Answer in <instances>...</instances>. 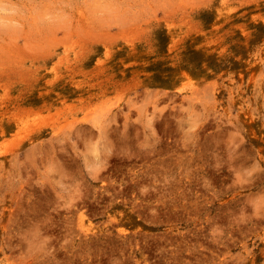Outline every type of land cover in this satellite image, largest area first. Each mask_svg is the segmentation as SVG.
<instances>
[{"label": "rangeland", "instance_id": "rangeland-1", "mask_svg": "<svg viewBox=\"0 0 264 264\" xmlns=\"http://www.w3.org/2000/svg\"><path fill=\"white\" fill-rule=\"evenodd\" d=\"M0 264H264V0H0Z\"/></svg>", "mask_w": 264, "mask_h": 264}, {"label": "bare ground", "instance_id": "bare-ground-1", "mask_svg": "<svg viewBox=\"0 0 264 264\" xmlns=\"http://www.w3.org/2000/svg\"><path fill=\"white\" fill-rule=\"evenodd\" d=\"M206 89V88H205ZM208 95V94H207ZM100 122H102V121H100ZM125 124V123H124ZM103 130V129H102Z\"/></svg>", "mask_w": 264, "mask_h": 264}]
</instances>
